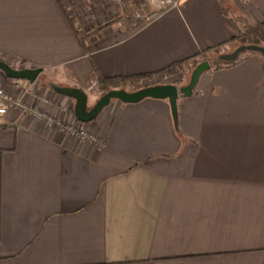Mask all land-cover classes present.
<instances>
[{"label":"crops","instance_id":"1","mask_svg":"<svg viewBox=\"0 0 264 264\" xmlns=\"http://www.w3.org/2000/svg\"><path fill=\"white\" fill-rule=\"evenodd\" d=\"M140 1L0 0V48L42 68V94L76 104L59 90L77 87L93 107L97 73H157L211 47L227 62L244 28L233 10L264 23V0H179L134 26L148 12ZM214 64L179 97L177 122L168 99L112 100L84 123L100 146L11 111L0 123V264H264V55ZM4 74L15 94L17 80L41 76Z\"/></svg>","mask_w":264,"mask_h":264},{"label":"water","instance_id":"2","mask_svg":"<svg viewBox=\"0 0 264 264\" xmlns=\"http://www.w3.org/2000/svg\"><path fill=\"white\" fill-rule=\"evenodd\" d=\"M246 50H254L264 55V46L261 45H242L234 51L233 54L224 56L225 61L236 60L240 54ZM211 68L208 60L200 62L192 71L190 81L185 86L177 84H156L142 87L135 91H129L125 88H117L103 94L93 107L88 106L87 93L77 87H65L59 91L64 95L76 100L74 112L77 119L82 123L92 122L112 100H120L124 103H137L145 98L168 99L171 105L172 114L175 122L178 119L177 103L180 96H191L199 81L200 76ZM0 69L7 77L14 79H26L31 82L35 81L42 68H14L8 63L0 60Z\"/></svg>","mask_w":264,"mask_h":264},{"label":"built area","instance_id":"3","mask_svg":"<svg viewBox=\"0 0 264 264\" xmlns=\"http://www.w3.org/2000/svg\"><path fill=\"white\" fill-rule=\"evenodd\" d=\"M117 5H122L124 0H115ZM148 6V12L136 11L134 13V26L141 23L147 24L159 17L167 10L179 7V0H142ZM96 83V82H95ZM94 83V84H95ZM16 87L20 89V94L9 92L0 82V123L14 110L23 112L44 122L46 126L54 127L63 134H67L75 140L91 143L100 146L102 144L98 134L93 132L86 124L74 119L69 121L60 117L51 107V100H44L42 106H34L24 98L32 93V85L23 86L21 81L17 80ZM66 111V108H65Z\"/></svg>","mask_w":264,"mask_h":264},{"label":"rangeland","instance_id":"4","mask_svg":"<svg viewBox=\"0 0 264 264\" xmlns=\"http://www.w3.org/2000/svg\"><path fill=\"white\" fill-rule=\"evenodd\" d=\"M234 18L237 20V22L240 24V25H244V28L241 32L245 31L247 29V24L246 22L244 21V17L241 16L240 14H238V12L234 11ZM118 14V13H117ZM71 19H73V21L75 22V19L73 17H71ZM256 27V26H255ZM83 37L85 38V36L83 35ZM244 44H247L246 42V39L245 38H240V39H237L235 41V43H233L230 48V50H234L236 49L237 47L239 46H242ZM264 44V43H263ZM229 50V51H230ZM221 54V52L213 55V51L209 53L208 57H209V60L210 62L213 64L218 62L220 59L218 58V56ZM244 55L247 54V53H243ZM2 59V61L4 60V62L8 63L9 65H11L12 67H15V68H27V67H24L25 66V63L27 61L25 60H22L21 58H19L18 56L13 55V54H8L6 53L5 51L1 50L0 48V60ZM201 61H204V56H200L198 58H194L188 62H186L185 64L181 65L177 70H174L173 72H171V75L170 76H167L166 78L164 77H161V76H156L155 78H153L152 80H150L151 82H149L148 84H153V83H156V82H172V81H175V82H185L186 84L189 83L190 81V76H191V73L193 71V69L198 65L199 62ZM221 62V61H220ZM160 79V80H159ZM48 79L46 78V76L44 74H41L40 78H39V81L37 84L33 85L32 86V93L28 96L30 97H33L35 96V98H39L40 100L43 99L44 100H48L50 99L51 100V107L52 105L55 106L54 104V100L56 101H64L63 103H61L60 105V111H63V112H67L68 114L70 113H73V110H74V106H75V102H72L71 101V98H66V97H57V98H54L53 95L49 94L48 96L44 95L41 93L40 91V88L43 87V85L45 84H48ZM162 80V81H161ZM144 81V80H143ZM96 82V81H95ZM143 82H141L140 84L143 86L142 84ZM98 83H93V87L95 88L96 92L98 93V96L100 97L101 95H103V93H100L96 87ZM128 90H135L134 89V86L133 85H130L128 88ZM95 102H91V105L93 106ZM60 104V102H59ZM65 108H66V111H65ZM52 109H54L52 107Z\"/></svg>","mask_w":264,"mask_h":264},{"label":"trees","instance_id":"5","mask_svg":"<svg viewBox=\"0 0 264 264\" xmlns=\"http://www.w3.org/2000/svg\"><path fill=\"white\" fill-rule=\"evenodd\" d=\"M140 1V0H139ZM142 0L140 1V4H142ZM144 3V2H143ZM69 21L71 22V24L74 26L76 33L79 35V37H81V44L83 45V47L85 48V44H84V37L80 36L79 31L76 29L75 27V22L73 21V19L69 18ZM235 22H237V20L235 19ZM240 38H245L247 44L244 45H251V44H255V45H261L264 46V23L257 25L256 27H247V29L243 32H240L239 36L236 37L233 40H237ZM213 51V47L206 49L203 51V53L200 54V56H204V61L205 60H209V53ZM258 53V51H252V50H246L243 53ZM240 54V56L234 60V61H230V62H216L214 64V66L216 68H220L223 65H233L235 63H237L238 61H241L244 57V54ZM191 59H186L183 61H178L175 62L173 64H171L170 66L166 67V69H163L157 73H149V74H140V75H133V76H129V77H124V76H116V77H104L101 74L97 73V80H96V84L97 87L96 89L100 92L105 94L106 92L113 90V89H117V88H125L127 89L130 85L134 86V89H138L140 88V83L142 80L144 79H150L152 80L154 77L156 76H170L171 72H173L174 70H177L181 65L185 64L186 62L190 61Z\"/></svg>","mask_w":264,"mask_h":264}]
</instances>
